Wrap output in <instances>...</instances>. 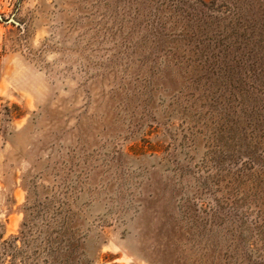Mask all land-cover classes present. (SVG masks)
Here are the masks:
<instances>
[{
	"label": "rangeland",
	"instance_id": "1",
	"mask_svg": "<svg viewBox=\"0 0 264 264\" xmlns=\"http://www.w3.org/2000/svg\"><path fill=\"white\" fill-rule=\"evenodd\" d=\"M0 16V264H264V0Z\"/></svg>",
	"mask_w": 264,
	"mask_h": 264
},
{
	"label": "water",
	"instance_id": "2",
	"mask_svg": "<svg viewBox=\"0 0 264 264\" xmlns=\"http://www.w3.org/2000/svg\"><path fill=\"white\" fill-rule=\"evenodd\" d=\"M0 20H2V17L1 16H0ZM7 22L8 23H15V21L13 19H9Z\"/></svg>",
	"mask_w": 264,
	"mask_h": 264
},
{
	"label": "trees",
	"instance_id": "3",
	"mask_svg": "<svg viewBox=\"0 0 264 264\" xmlns=\"http://www.w3.org/2000/svg\"><path fill=\"white\" fill-rule=\"evenodd\" d=\"M17 238H18V237H16V236H15V237H12V240H16Z\"/></svg>",
	"mask_w": 264,
	"mask_h": 264
}]
</instances>
